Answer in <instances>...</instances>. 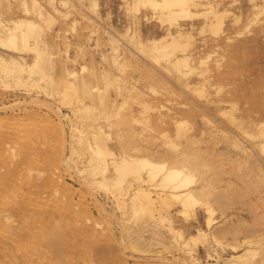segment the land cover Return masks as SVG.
<instances>
[{
    "label": "bare ground",
    "instance_id": "1",
    "mask_svg": "<svg viewBox=\"0 0 264 264\" xmlns=\"http://www.w3.org/2000/svg\"><path fill=\"white\" fill-rule=\"evenodd\" d=\"M247 1L244 28L264 30V0ZM236 2L121 0L118 30L101 21L99 0H0V264H103L94 247L102 239L115 244L110 264H264V207L250 206L262 227L244 217L216 224L226 211L216 183L228 169L243 167L264 186V95L261 114L243 116L223 83L234 73L225 17L240 22ZM140 13L158 35L142 34ZM196 20L200 40L214 42L205 53L195 47ZM90 39L106 45L98 61ZM171 83L181 89L167 98L173 106L156 103L149 92L175 93ZM173 207L184 223L200 208L203 224L185 234Z\"/></svg>",
    "mask_w": 264,
    "mask_h": 264
},
{
    "label": "rangeland",
    "instance_id": "2",
    "mask_svg": "<svg viewBox=\"0 0 264 264\" xmlns=\"http://www.w3.org/2000/svg\"><path fill=\"white\" fill-rule=\"evenodd\" d=\"M99 4L101 5L99 8V14L103 18V20L101 19V21H104V22L109 21L110 23H112V25L116 29L121 30L123 25L126 23V17H125V14L123 12L121 0H99ZM231 10L233 12H236V13H241L242 18L237 25H230L231 14H229L225 17V26L227 28V31L231 35H233V39L230 41V44L233 45V51L229 54L228 53L226 54V58H225L226 62L225 61L224 62H225V64H229L230 69L234 68L233 69L234 73H232L233 77H232V75L227 74L228 76L224 79L223 83L226 85V88L230 89L235 94L234 98L237 100V109L235 110V112L238 114H241L243 116L249 115L250 118H255V117L259 116L262 112L261 111V97L264 95V30H262V31L258 30L257 25H250V26L244 28L245 22L247 21V14H249L252 11L247 0H238V2L233 4V6H231ZM107 13L109 15L108 18H106ZM17 14H19V11L14 10V11L10 12V14H6V16H12L13 17ZM262 15L264 16V12L262 13ZM139 16H140L139 17V25H140L139 28H140L143 35H158L161 32V30H160V28H159V26L155 20L149 19L147 21L145 19V16L143 17V14H141V13L139 14ZM199 24H200V20H196L195 29L193 30L195 33V37H196L195 47L201 53H205L207 50H210L213 48L214 42L212 40V36L209 34L204 36V37H206V41L204 43L202 40H200L201 35L196 33V31H197L196 28H198ZM237 31H241L240 35L237 34ZM67 36L71 41L70 56L73 57L76 54L74 44L77 41L78 35L76 33L70 32L69 34H67ZM88 43L90 44L91 53L94 52L93 57H94L95 61H98L99 52L101 50H103L106 45H103V46H100L97 48H92L91 46L94 45L93 40L92 39L88 40ZM227 55H228V57H227ZM213 57L209 60V63L213 62ZM86 60L88 61L89 58H87ZM78 61H81V58H79ZM126 74H127L126 76L128 78L138 77L136 73L131 72V71H128ZM214 80L215 79H211L210 82H213ZM191 81L193 83L198 82V81H200V77L193 75L191 78ZM228 83H229V85H228ZM137 84L139 86H143L144 81L142 79H140L139 83H137ZM171 84H172V87H173L175 93L171 94V93H168L167 91H162L159 94H152L149 92L150 96L152 98H155L154 101L156 103L161 102V103H164L165 105L173 106V104L171 105V103L167 101V98L168 97L169 98H178V96L176 94H178V92H181V89L178 87V85H176L174 83H171ZM209 88L211 89V91L213 90L212 86H209ZM6 94L8 95V97L10 96L9 98H12L14 96L11 91H7ZM163 94H164V96H163ZM212 95H213V93H212ZM223 107L228 108V107H230V104L229 103H223ZM138 109H139L138 104H136L134 102L131 103L130 111L133 110V112H136ZM63 110L66 111V108H63ZM163 110H165V108H163ZM205 112L213 117V112H215V111H213L211 108H207V109H205ZM185 115L186 114H181L179 116H185ZM194 118H195L196 123H198V125L201 124L199 116H194ZM37 125L38 124H36V126ZM218 144L220 146V149L225 150L223 141L219 140ZM224 161H226V160H224ZM225 164H224V167L226 169H228V167H230V165L227 162ZM60 170L63 173V175H65L64 177L66 178L68 175V171L64 170L62 167ZM229 170H230V173L232 172V174L228 175ZM227 171H228V173H226V175L224 174L223 176L225 177V179H226V177H228V179H227L228 182H227V180L226 181L221 180V181L217 182L218 184L216 183V187L219 191L218 194L222 196L223 200L226 203V211L221 217H219V216L217 217L219 219V221L216 224H221L223 222H230L232 220H237L238 218L243 219V217H244L243 220L245 222H247V224L250 223L248 225L244 224V226L254 228L255 226L254 225L252 226L251 224L254 223L252 220H254V218L256 217L255 216L256 215L255 213H257L256 210H258V207L259 208L264 207V204L262 205L261 201H259V203H261V206H260V204L258 205V200H260L259 196L264 197V193H263L264 186L254 178L253 174L249 173L246 176L245 175V168H243V167H239V168L236 167L234 169H228ZM233 171H235V172H233ZM233 173H236V174H233ZM237 173H239V174L241 173V174L238 175ZM250 174L252 176V177L250 176V179H252V180H251V182H247V184H248L249 188L251 186V190L252 189L255 190L252 192L247 188V186H246L247 184L244 185L243 183H241V182H243L244 178H246L247 181H249L250 180L249 179ZM235 175H236V178L237 177L238 178L240 177L241 179L243 178L241 180V182H240V179L235 178ZM241 175L244 177H241ZM246 179H244V180H246ZM231 180H235L234 181V182H236L235 186H234V182L233 181L231 182ZM244 182H246V181H244ZM256 182H257V185H256ZM225 183L227 185H230V186H227ZM73 184L79 185L78 183H76L74 181H73ZM259 184H261V186L258 187ZM74 185H73V187H74ZM239 185H241V187H239ZM219 186L221 187V189ZM242 187H243V189H242ZM222 188L224 190H222ZM231 188L234 191H232ZM239 188H241L243 191L248 192L249 197H248V194L246 192L243 193V191L240 190ZM227 189L231 190L232 192H229ZM256 189L257 190L259 189V190L257 191ZM237 191L239 194L242 192L244 195L241 193L242 196H240L239 194H238L239 195L238 196ZM228 192H229V194H228ZM233 192H234V194L237 195V197H236V195L233 194ZM230 194H231V197H229ZM255 195H257V196H255ZM98 196L102 200L106 201V197L104 196V194L102 192L99 193ZM244 196H246V197H244ZM250 197H251V199H248ZM232 198H234V199L237 198L236 202H234V199L232 200ZM238 199H240V200H238ZM246 199L248 200V202L253 201V200H255V202L253 201L254 203H251V204L247 202L248 204H250L249 206H247L248 204L247 205L244 204V202L247 201ZM233 202H234V204H233ZM107 203L109 205H111V202L108 199H107ZM229 203H231V204H229ZM231 205H232V207H231ZM251 205H254L255 208H256V205L258 207L256 210L252 211L255 208H254V206H252L253 207V209H252V207H250ZM249 210H250V212H249ZM171 212L173 213V216L175 219V225L177 227H181L184 230L185 234H189L190 232H193L197 225L203 224V213H202V210L200 208L196 209V214L194 215L195 219L192 218L187 223L182 222L179 215L175 211V207L172 208ZM253 215L255 216L254 218L252 217ZM230 217H232V218L230 219ZM251 217L253 219H251ZM254 221H256V223L258 221L260 226L262 225V223L260 222L259 219L255 218ZM256 223H254V224L256 225ZM257 228H258V226H257ZM114 230L118 233V227L116 224H114ZM114 246H115V244L113 242L109 241L108 239H105V240L102 239L95 244V246H94L95 251L101 250V249L104 251L103 255L100 257L103 264H110L111 258L108 254V251L110 248H112ZM221 252L223 255H226L225 251H221ZM196 255H198L201 258V260H204L205 251L201 246H199L198 253ZM98 262H100V261H98ZM153 262L155 263L156 261H153Z\"/></svg>",
    "mask_w": 264,
    "mask_h": 264
}]
</instances>
